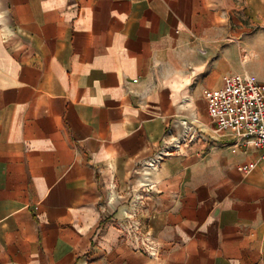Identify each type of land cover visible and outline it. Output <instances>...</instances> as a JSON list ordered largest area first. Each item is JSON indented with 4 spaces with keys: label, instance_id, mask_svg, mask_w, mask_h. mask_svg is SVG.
I'll return each mask as SVG.
<instances>
[{
    "label": "crops",
    "instance_id": "obj_1",
    "mask_svg": "<svg viewBox=\"0 0 264 264\" xmlns=\"http://www.w3.org/2000/svg\"><path fill=\"white\" fill-rule=\"evenodd\" d=\"M242 73L264 82V0H0V264H264L261 151L215 134L203 95ZM193 116L219 149L161 165L149 259L112 220Z\"/></svg>",
    "mask_w": 264,
    "mask_h": 264
},
{
    "label": "built area",
    "instance_id": "obj_2",
    "mask_svg": "<svg viewBox=\"0 0 264 264\" xmlns=\"http://www.w3.org/2000/svg\"><path fill=\"white\" fill-rule=\"evenodd\" d=\"M14 36L11 29L2 30L5 44L10 43ZM23 49L24 45L15 46L16 51ZM203 95L215 134L231 137L232 144L229 146L233 147V151L253 145L261 151V158L264 160V82L249 73L233 74L226 78L222 87L205 89ZM179 125V131L173 127L167 129L160 149L142 163L134 174L138 182V178L145 175L146 168L152 169L153 178L147 179L146 183L133 185V189L137 188L135 201L129 204L122 217L112 220L134 251L149 259L158 258L160 247L153 240L152 230L146 222L145 199L155 190L156 175L161 165L173 158H204L219 149L216 139L203 128L196 116L180 119ZM255 166H243L242 170L250 173ZM115 200L116 197L110 198L111 202ZM92 260L93 257L85 253L77 264H91Z\"/></svg>",
    "mask_w": 264,
    "mask_h": 264
},
{
    "label": "bare ground",
    "instance_id": "obj_3",
    "mask_svg": "<svg viewBox=\"0 0 264 264\" xmlns=\"http://www.w3.org/2000/svg\"><path fill=\"white\" fill-rule=\"evenodd\" d=\"M153 173L154 171L152 169H145V175L141 176L138 178V184L146 183L148 180L147 179H152L153 178Z\"/></svg>",
    "mask_w": 264,
    "mask_h": 264
}]
</instances>
